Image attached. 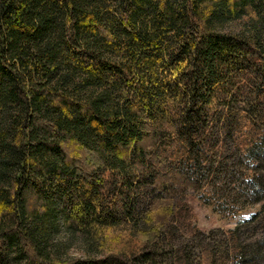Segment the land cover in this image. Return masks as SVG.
<instances>
[{
	"label": "trees",
	"instance_id": "obj_1",
	"mask_svg": "<svg viewBox=\"0 0 264 264\" xmlns=\"http://www.w3.org/2000/svg\"><path fill=\"white\" fill-rule=\"evenodd\" d=\"M0 264H264V0H0Z\"/></svg>",
	"mask_w": 264,
	"mask_h": 264
},
{
	"label": "rangeland",
	"instance_id": "obj_2",
	"mask_svg": "<svg viewBox=\"0 0 264 264\" xmlns=\"http://www.w3.org/2000/svg\"><path fill=\"white\" fill-rule=\"evenodd\" d=\"M192 206L194 224L205 232L215 228L226 231L235 229L261 210L260 204L234 206L222 200H203L199 194L194 197Z\"/></svg>",
	"mask_w": 264,
	"mask_h": 264
}]
</instances>
